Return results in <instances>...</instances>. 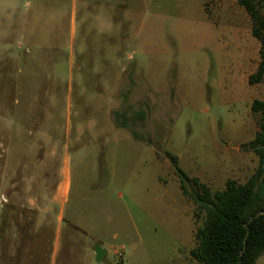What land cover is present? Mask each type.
<instances>
[{
  "label": "rangeland",
  "instance_id": "374dc122",
  "mask_svg": "<svg viewBox=\"0 0 264 264\" xmlns=\"http://www.w3.org/2000/svg\"><path fill=\"white\" fill-rule=\"evenodd\" d=\"M105 1L88 0L85 9L82 0H55L59 9H50L51 0H0V184L12 178L20 160L35 165L38 131L60 142L68 129L108 133L103 160L100 148L96 160L90 150L79 158L71 152L67 215L76 213L94 230L107 253L98 264H120L130 252V217L141 212L159 229L173 226V212L187 211L196 247L204 214L182 195L170 156L211 192L223 190L227 180L245 182L251 171L232 164L251 167L239 157L251 153L243 148L257 130L250 106L264 101V82L248 85L258 67L259 43L237 0H112L111 15ZM71 12V49L60 37L54 43L58 53L46 58L40 52L58 27L52 22L63 25ZM35 25L38 39L29 44L25 35ZM114 82L117 94L107 108L104 99ZM128 133L148 148L130 144ZM101 161L115 174L105 190L98 181ZM55 170L56 165L53 175ZM45 175L39 170L38 180ZM186 189L196 191L191 183ZM12 205L0 193L1 239L12 236L1 226ZM158 233L153 242L163 244L165 230ZM256 264H264V254Z\"/></svg>",
  "mask_w": 264,
  "mask_h": 264
},
{
  "label": "crops",
  "instance_id": "0c3cea01",
  "mask_svg": "<svg viewBox=\"0 0 264 264\" xmlns=\"http://www.w3.org/2000/svg\"><path fill=\"white\" fill-rule=\"evenodd\" d=\"M51 1L47 3V7L50 9L57 7L59 9L57 2L55 0ZM87 1L82 0L85 9L87 8ZM104 5L107 13L111 15L114 7L112 0H106ZM72 15L73 13L71 12L69 19L64 21L63 25H59V22L57 24L52 22L53 25L58 27L54 28V31L52 30L48 35V46H46L48 49L40 52L46 53V58L58 53V46L55 47L54 43L55 41L59 43L60 37L66 39L67 48L71 49L70 42L73 36L71 31V25L73 24ZM30 19L28 17L27 20L29 21ZM51 21H54L53 18H51ZM34 24L37 23L35 22ZM36 27L35 25L25 35L26 39H24L29 44L34 43L38 39ZM4 49L5 47H3ZM117 90L118 82H114V92L109 98L104 99L107 108L108 101L112 97H116ZM37 94L35 93L34 100H37ZM108 115L109 110L106 113V117ZM108 135L105 132L94 134L93 131L89 130H78L73 133V131L71 132L68 129L66 136H64L65 139L63 137L60 142L55 140L53 133L38 131L37 137L41 141L36 142L35 165H31L28 168L20 160L17 162L12 178L8 182H1L0 184V193H2L3 198L13 204L11 207H7L3 214L4 220L1 221V226L8 227L12 236L0 238V263L98 264L97 262L99 261L95 260L93 248L99 246L103 250L104 246L98 241L94 230L89 225L84 224L83 221H80L76 213L67 215V204L72 192L70 164L72 151H74V157L79 158L84 152L86 153L90 150L92 157L96 160L100 148L102 152L99 158L101 157L100 159L103 160L102 156L111 144L110 141L107 142ZM127 135L131 138L129 133ZM72 138H84L86 141L82 144L71 145L70 139ZM129 143L136 144L141 148L146 147L132 138ZM39 149L43 150V156L40 161H37ZM239 158H245L251 164L249 169L244 165V161H237L235 165L232 164V166L237 168V171H251L245 180L246 182L257 168L258 160L253 153H244ZM54 165H56V170L53 175ZM39 170L42 174H47L41 180H38ZM48 171H50L49 176ZM98 171V181L101 190H105L115 179V174L109 173V167L104 161H101ZM237 183L243 184L242 182ZM173 213L177 215L175 217L177 220L172 221L173 226H163L159 229L150 226L151 217L148 212H141L138 216H131L133 225L125 234V238L129 241L127 247L130 252L124 255L125 261L120 264H157L160 262L163 264H176V262H178L177 264H196L193 263V259L189 255L194 248L191 245L190 235L191 215H188L187 211L182 209H178L177 212ZM134 217L141 218V220L134 221ZM158 230H165L167 235L163 244L153 242L155 239L154 235H159ZM125 247H122V249ZM106 254L105 252L101 260L104 259Z\"/></svg>",
  "mask_w": 264,
  "mask_h": 264
},
{
  "label": "trees",
  "instance_id": "16d2710c",
  "mask_svg": "<svg viewBox=\"0 0 264 264\" xmlns=\"http://www.w3.org/2000/svg\"><path fill=\"white\" fill-rule=\"evenodd\" d=\"M251 22L250 34L259 43V63L248 85L264 82V0H237ZM250 112L257 132L243 148L253 153L258 165L243 184L227 180L222 191L211 192L196 178H189L170 156L183 196L204 214L195 232L196 247L189 255L199 264H256L264 254V101L254 100ZM196 191L189 193L186 184ZM196 216V214H195Z\"/></svg>",
  "mask_w": 264,
  "mask_h": 264
},
{
  "label": "water",
  "instance_id": "95a60500",
  "mask_svg": "<svg viewBox=\"0 0 264 264\" xmlns=\"http://www.w3.org/2000/svg\"><path fill=\"white\" fill-rule=\"evenodd\" d=\"M93 252L95 254V260L96 261H100L103 258V256L105 255V252L103 250H101L99 246H95L93 248Z\"/></svg>",
  "mask_w": 264,
  "mask_h": 264
},
{
  "label": "built area",
  "instance_id": "2783aa9c",
  "mask_svg": "<svg viewBox=\"0 0 264 264\" xmlns=\"http://www.w3.org/2000/svg\"><path fill=\"white\" fill-rule=\"evenodd\" d=\"M115 256H116V258H117L118 260H120V259H122V257H123V253H122V252H117Z\"/></svg>",
  "mask_w": 264,
  "mask_h": 264
}]
</instances>
